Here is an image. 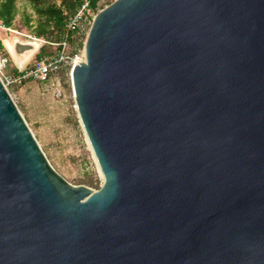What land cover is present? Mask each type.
Returning <instances> with one entry per match:
<instances>
[{"label": "water", "instance_id": "obj_1", "mask_svg": "<svg viewBox=\"0 0 264 264\" xmlns=\"http://www.w3.org/2000/svg\"><path fill=\"white\" fill-rule=\"evenodd\" d=\"M71 80L103 184L53 168L0 78V264H264V0H114Z\"/></svg>", "mask_w": 264, "mask_h": 264}, {"label": "rangeland", "instance_id": "obj_2", "mask_svg": "<svg viewBox=\"0 0 264 264\" xmlns=\"http://www.w3.org/2000/svg\"><path fill=\"white\" fill-rule=\"evenodd\" d=\"M109 1L113 0H102L100 7L108 6ZM17 7L18 13L13 26L7 29L0 24V42L3 45L0 47V59L9 60L4 71L11 75L19 74L23 68L32 67L41 52L39 50L34 54L23 68L11 57L7 43L16 40L22 43L31 41L26 35L32 34V29L26 26L25 21L27 16H31L32 20L35 18L27 0H17ZM44 48L45 54L56 52L53 46L45 45ZM67 73L69 72L60 75L63 86L61 97L49 90V85L33 79L13 86L10 93L53 168L74 186L99 190L104 181L103 175L87 144L76 110L72 80Z\"/></svg>", "mask_w": 264, "mask_h": 264}, {"label": "built area", "instance_id": "obj_3", "mask_svg": "<svg viewBox=\"0 0 264 264\" xmlns=\"http://www.w3.org/2000/svg\"><path fill=\"white\" fill-rule=\"evenodd\" d=\"M94 17L95 12L91 10L89 3L86 2L80 10L67 21L66 35L61 42L52 43L32 34L26 35L28 39L38 41L42 45L55 47L56 52L42 55L34 62L32 67L25 68L23 71L19 72V74L15 75L8 74L4 71L9 60L7 58H1L0 78L9 93L13 86L20 85L29 79H33L49 85V90L57 97H61L63 95V86L60 75L69 72L67 76H70L71 79L72 69L77 65L81 43H83L89 31Z\"/></svg>", "mask_w": 264, "mask_h": 264}, {"label": "trees", "instance_id": "obj_4", "mask_svg": "<svg viewBox=\"0 0 264 264\" xmlns=\"http://www.w3.org/2000/svg\"><path fill=\"white\" fill-rule=\"evenodd\" d=\"M33 9L35 18L26 17V26L32 29V34L48 42L59 43L66 35V24L71 16L76 14L86 3L98 13L102 0H27ZM114 1V0H113ZM113 1H109L111 4ZM18 13L17 0H0V24L11 28ZM33 23V25H32ZM83 43H81V47ZM0 47L3 45L0 42ZM45 45L40 49L45 54Z\"/></svg>", "mask_w": 264, "mask_h": 264}, {"label": "bare ground", "instance_id": "obj_5", "mask_svg": "<svg viewBox=\"0 0 264 264\" xmlns=\"http://www.w3.org/2000/svg\"><path fill=\"white\" fill-rule=\"evenodd\" d=\"M32 46H33V50L30 51V54L25 53V54L21 55V58H22V59H19V58L16 56L15 46H14L13 42H8V43H7V48H8V50H9V52H10V53H11L16 59H18V61H19V63H20L21 65L24 64V63L30 58L31 54H32V53L35 51V49L37 48V44H35V45L32 44ZM0 66H1V62H0ZM86 141H87V144H88L89 148L92 150V148H91V144H90V142H89L87 136H86ZM93 154H94V153H93ZM94 156H95V154H94ZM95 159H96V157H95Z\"/></svg>", "mask_w": 264, "mask_h": 264}]
</instances>
